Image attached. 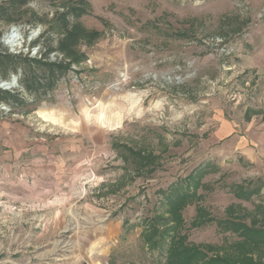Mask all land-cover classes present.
I'll return each instance as SVG.
<instances>
[{"label": "rangeland", "instance_id": "374dc122", "mask_svg": "<svg viewBox=\"0 0 264 264\" xmlns=\"http://www.w3.org/2000/svg\"><path fill=\"white\" fill-rule=\"evenodd\" d=\"M12 1L0 47L15 27L23 57L62 60L45 58L50 24L78 0ZM87 1L79 21L100 36L52 89L43 65L38 91L28 65L0 75L25 101L0 102V264H163L145 230L187 183L173 241L264 264V245L216 222L264 229V0Z\"/></svg>", "mask_w": 264, "mask_h": 264}, {"label": "trees", "instance_id": "16d2710c", "mask_svg": "<svg viewBox=\"0 0 264 264\" xmlns=\"http://www.w3.org/2000/svg\"><path fill=\"white\" fill-rule=\"evenodd\" d=\"M13 3L26 4L27 0H13ZM92 10L91 4L87 0H78L75 5L58 11L56 17L50 24L51 29L61 32L62 36L56 47H49L45 58L51 52H59L63 59L59 62H50L45 59L23 57L21 53H11L0 47V75L3 79L9 77L10 72H16L19 67L28 65L29 78L25 87L29 91H38L42 87V80L39 79L36 71L32 67L34 64L46 66L48 69L47 88L52 89L57 82L59 74L65 73L70 69L71 61H76L79 56V45L82 42H94L100 36L97 30L86 28L79 19L89 14ZM9 14V7L0 5V20L12 21ZM73 19V20H71ZM68 59L71 61H68ZM59 73V74H58ZM40 86V87H39ZM17 102L25 101L17 93L0 88V102ZM194 185L187 183L186 186L174 188L172 194L167 198L166 210L168 216L155 217L153 222L146 228L145 239L147 244L163 247L165 261L163 264H257L252 262L237 263L226 258L204 259L203 252L192 247H181L179 243L173 241L171 233H167L166 228L171 224L175 225L183 210L188 203H191L196 195ZM193 188V189H192ZM193 190V191H192ZM196 197V196H195ZM219 226L239 232L246 240L254 244L264 245V229L254 228L247 224L232 218L216 219ZM165 228V229H164Z\"/></svg>", "mask_w": 264, "mask_h": 264}, {"label": "bare ground", "instance_id": "6f19581e", "mask_svg": "<svg viewBox=\"0 0 264 264\" xmlns=\"http://www.w3.org/2000/svg\"><path fill=\"white\" fill-rule=\"evenodd\" d=\"M33 34V33H32ZM6 45L12 50H19L23 46L24 38L18 28L13 27L4 37Z\"/></svg>", "mask_w": 264, "mask_h": 264}, {"label": "water", "instance_id": "95a60500", "mask_svg": "<svg viewBox=\"0 0 264 264\" xmlns=\"http://www.w3.org/2000/svg\"><path fill=\"white\" fill-rule=\"evenodd\" d=\"M12 53H20L22 50H10ZM18 85V77L16 75H13L10 80H0V88L5 90H10L13 87H17Z\"/></svg>", "mask_w": 264, "mask_h": 264}]
</instances>
